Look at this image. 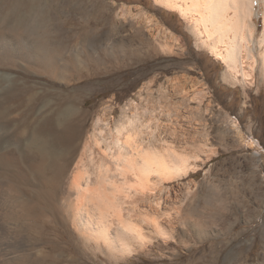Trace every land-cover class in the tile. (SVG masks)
<instances>
[{
  "label": "rangeland",
  "instance_id": "rangeland-1",
  "mask_svg": "<svg viewBox=\"0 0 264 264\" xmlns=\"http://www.w3.org/2000/svg\"><path fill=\"white\" fill-rule=\"evenodd\" d=\"M80 3V13L64 11L68 19L64 31L71 33L72 26L80 34L91 31L94 42H63L69 44L64 56L74 53L81 68L77 93L85 111L62 186L64 196L71 190L70 180L80 161L95 170L103 160L94 144L99 130L103 128L108 136L127 117L134 118V126L149 125L144 135L159 136V145L168 153L189 155L190 166L188 173L162 182L158 188L163 190L156 189V196L169 195L167 203L156 206L154 196L137 201L138 208L159 213L171 238H161L148 225L150 217L141 220L154 244L138 246L123 264H264V73L256 68L251 79L235 80L222 60L202 44L191 22L154 0ZM262 10L260 3L254 16L257 38L263 29ZM71 18L75 23H70ZM20 69L27 67H0L3 73L47 86L44 76ZM249 139L256 145H250ZM1 211L6 212L2 207ZM3 223L0 232L11 233L14 243L28 245L33 257L39 250L48 251V245L36 242L37 234L22 229V222L11 223L14 228ZM53 229L67 250L62 264L71 256L66 238L73 233L79 248H87V255L77 259L118 264L106 258V248L97 250L71 224V233L59 223Z\"/></svg>",
  "mask_w": 264,
  "mask_h": 264
},
{
  "label": "bare ground",
  "instance_id": "bare-ground-1",
  "mask_svg": "<svg viewBox=\"0 0 264 264\" xmlns=\"http://www.w3.org/2000/svg\"><path fill=\"white\" fill-rule=\"evenodd\" d=\"M154 1L191 22L202 44L222 60L235 80L251 79L256 68L264 73V0ZM260 3L263 29L257 38L254 16ZM82 9L80 0H0V67L26 66L20 70L48 81L45 87L34 79L0 71V222L12 227L11 223L22 222L23 230L37 234L36 242L48 245V251L39 250L33 257L28 245L14 243L11 233L0 232V264H62L61 256L67 250L53 229L55 223L69 232L71 224L97 250L106 248V258L118 264L138 246L154 244L141 223L147 217L161 238H171L159 213L138 208L137 201L154 196L156 206L167 203L168 194L156 196L163 190L158 187L188 173L190 156L175 150L176 155L168 153L159 145V136L150 132L152 139L145 136L147 123L134 126V118L127 117L108 136L99 128L97 136L102 138L95 135L94 144L103 160L95 170L80 161L70 180L71 190L64 196L62 186L85 111L77 93L81 68L74 53L64 56L69 44L63 42L81 39L89 45L94 36L91 31L80 34L74 26L66 34L63 23L68 19L63 13ZM73 19L70 23H75ZM90 63L95 66L96 61ZM248 143L256 145L253 139ZM133 200L135 204H129ZM51 233L54 238L49 237ZM73 234L66 238L71 250L66 264H87L75 257L87 255V248L80 249ZM97 258L101 259L100 253Z\"/></svg>",
  "mask_w": 264,
  "mask_h": 264
}]
</instances>
